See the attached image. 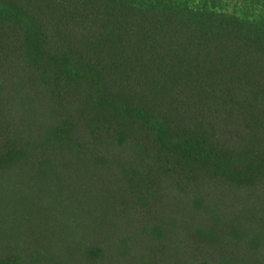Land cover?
<instances>
[{"label":"trees","instance_id":"1","mask_svg":"<svg viewBox=\"0 0 264 264\" xmlns=\"http://www.w3.org/2000/svg\"><path fill=\"white\" fill-rule=\"evenodd\" d=\"M0 264H264V0H0Z\"/></svg>","mask_w":264,"mask_h":264}]
</instances>
